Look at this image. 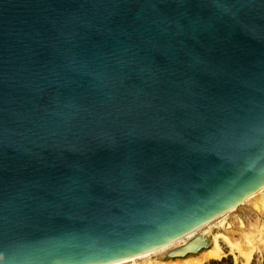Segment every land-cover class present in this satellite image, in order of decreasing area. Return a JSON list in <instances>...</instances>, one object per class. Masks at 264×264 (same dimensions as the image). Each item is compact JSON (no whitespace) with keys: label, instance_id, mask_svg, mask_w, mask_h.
<instances>
[{"label":"water","instance_id":"water-1","mask_svg":"<svg viewBox=\"0 0 264 264\" xmlns=\"http://www.w3.org/2000/svg\"><path fill=\"white\" fill-rule=\"evenodd\" d=\"M264 188V0H0V264H115Z\"/></svg>","mask_w":264,"mask_h":264},{"label":"rangeland","instance_id":"rangeland-1","mask_svg":"<svg viewBox=\"0 0 264 264\" xmlns=\"http://www.w3.org/2000/svg\"><path fill=\"white\" fill-rule=\"evenodd\" d=\"M253 204H254V200L247 201L237 209L232 210L225 217L213 223L211 227H207L203 229L201 232L197 233L194 237L180 243L179 245L175 246L172 250L168 252H172V253L181 252L186 248H188V246H190L194 242L200 240V236L202 235L201 233L211 232L210 234H212L213 236H215L218 233L221 234L223 237L224 235H226L225 238L228 241H230V243L237 245L243 244L245 247L247 245L246 240L247 239L250 240L253 238V244L251 245L254 248L253 254L250 261L247 262L245 259H243V257L240 254H238L237 252H232L228 244L225 241L221 240L220 245L223 250V255L219 259L207 260L202 264H264V212L263 214H261L256 210H254ZM210 241L211 240L208 241V246L206 245L205 247L195 252L187 251L182 256L173 257L174 259L172 261L177 262V261H181L182 259H183L182 261H185L187 259H190V257L199 258L203 256L206 252L212 249V243H210ZM160 258L161 256L158 255L157 257L152 258V260L160 262L161 260ZM161 261L167 262L165 258H163Z\"/></svg>","mask_w":264,"mask_h":264},{"label":"bare ground","instance_id":"bare-ground-1","mask_svg":"<svg viewBox=\"0 0 264 264\" xmlns=\"http://www.w3.org/2000/svg\"><path fill=\"white\" fill-rule=\"evenodd\" d=\"M249 200H254V204H253L254 205V210H256L257 212L263 214V212H264V188L261 189L260 191H258L257 193L253 194L252 196L248 197L243 202V204L246 203ZM230 212H228V213H230ZM227 214L219 217L215 221L209 223L208 225L204 226L203 228L197 230L196 232L190 234L189 236H187V237H185V238H183V239H181V240H179V241H177V242H175L173 244L167 245V246H165L163 248H160V249H158L156 251L144 254V255H142L140 257L129 259V260H126V261L115 263V264H202L203 262H205L207 260L219 259L223 255V250H222L221 245H220V241L221 240L225 241L228 244V246H229V248H230V250L232 252H237L238 254H240L243 257V259H245L247 262H249L251 257H252L254 248L251 246L253 244V238L248 240L246 238L247 236L245 238L247 239L246 240L247 241L246 244L248 245V247H247V245L245 247L243 244L242 245H237V244L230 243V241H228L225 238L226 235H224V237H223L221 234L218 233L215 236H213L212 234H210L211 232H204V233H201L202 235L200 236V240L194 242L193 244L188 246V248H186L185 250H183L181 252H173V253L172 252H168V251L172 250L175 246L179 245L180 243H182V242L194 237L197 233L201 232L203 229H205L207 227H211L213 225V223H215L219 219L225 217ZM258 228H260V227H258ZM250 232H252V231H250ZM250 234H252V233H250ZM209 240H211L210 243H212V249L210 251L207 250L208 252H206L203 256H201L199 258H191L190 257V259H187L185 261H182L183 259L181 261H177V262L176 261L175 262L172 261L174 259L173 257L182 256L187 251L195 252V251H198L201 248L205 247L206 245L208 246V241ZM166 252H168V253H166ZM158 255L161 256V258H160L161 260L163 258H165L167 262H163L161 260H160V262L152 260V258H155ZM187 257H189V256H187Z\"/></svg>","mask_w":264,"mask_h":264}]
</instances>
